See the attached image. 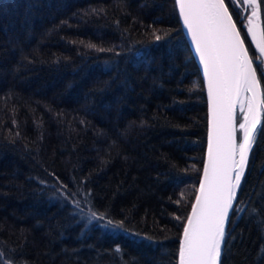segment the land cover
Segmentation results:
<instances>
[{
	"label": "trees",
	"instance_id": "obj_1",
	"mask_svg": "<svg viewBox=\"0 0 264 264\" xmlns=\"http://www.w3.org/2000/svg\"><path fill=\"white\" fill-rule=\"evenodd\" d=\"M229 10L256 67L245 14L236 0ZM259 21L261 32L264 5ZM154 29L171 39L149 43ZM257 77L264 100L259 69ZM205 138L204 87L174 0H0L4 264H176ZM253 159L238 193L246 210L264 207L247 195L264 179V149ZM53 172L73 192L90 189L93 210L127 231L74 219L54 195ZM230 217L223 264H257L256 223L247 211Z\"/></svg>",
	"mask_w": 264,
	"mask_h": 264
},
{
	"label": "snow or ice",
	"instance_id": "obj_2",
	"mask_svg": "<svg viewBox=\"0 0 264 264\" xmlns=\"http://www.w3.org/2000/svg\"><path fill=\"white\" fill-rule=\"evenodd\" d=\"M179 7L183 26L190 35L195 46V52L203 65V73L207 78L209 98L212 102L213 133L208 145V160L203 169L200 181L199 195L192 205L191 214L187 217L183 228V239L179 250V264H223L227 255L233 223L232 215H250L249 222H255L261 239L264 240V207H253L246 210L240 205L246 203L238 197L243 192L244 183L248 181V174L256 171L253 157L257 151L264 149V124H261L260 109L264 107V100H258L260 81L257 79V69L264 77V60L253 67L248 50L240 37L236 23L233 20L229 6L232 0H175ZM241 3L251 9L249 29L251 38L256 40V47L264 54V31L257 35V21L264 0H241ZM94 12L96 10H93ZM163 32V35L156 32ZM171 39V32L163 29L153 31V40L149 43H161ZM89 48L97 51H111V49L97 48L95 44H88ZM243 93H251L250 97L241 99ZM237 100L243 122L239 129L243 135L237 143L233 126V111ZM245 100L247 110L245 111ZM144 123L143 121L141 122ZM18 135V134H17ZM52 177L54 195L64 206H71L73 218H86L85 227L94 223V227L106 231L125 230L124 221L106 219L107 213L93 210L91 190L83 192L77 187L75 192L53 172ZM258 175L264 177V167ZM46 185L47 181L40 180ZM253 191L247 195L254 203L264 205V179H258L252 184ZM81 196V199H77ZM82 203L88 204L87 212ZM179 203V201H177ZM256 213V215H251ZM177 220L180 217H176ZM151 240V238H148ZM234 239V237H233ZM114 253L121 254L119 245ZM4 253L0 252V256ZM0 264H4L0 261ZM7 264H13L12 260ZM257 264H264V247L259 248Z\"/></svg>",
	"mask_w": 264,
	"mask_h": 264
},
{
	"label": "water",
	"instance_id": "obj_3",
	"mask_svg": "<svg viewBox=\"0 0 264 264\" xmlns=\"http://www.w3.org/2000/svg\"><path fill=\"white\" fill-rule=\"evenodd\" d=\"M174 3H175L177 15H178L179 23H180V26H181V30H182V32H183V34L185 36V39H186V41L188 43V46H189V49H190V51L192 53V56L194 58V61H195L196 65H197L199 73H200V77H201V80H202V83H203V87H204V94H205V101H206V138H205V150H204V156H203V163H202V169H201V172H200L199 180H198V183H197L195 196L193 198V201L191 203L190 209H189L188 214H187V217H188L191 214L192 205L195 204L196 197H197V195H199L200 181L203 178V169H204V166H205V164L207 163V160H208L209 139H210V135L213 133V111H212V102H211V100L209 98V94H208L207 78L204 76V73H203V65L199 61L198 54L195 52V46H194V43L191 40L190 35L187 33L185 27L183 26L182 17L179 14V7L176 4L175 0H174ZM237 30H238V28H237ZM240 37H241V35H240ZM241 39H242V37H241ZM244 46H245V44H244ZM245 48H246V46H245ZM248 55H249V53H248ZM249 58H250V55H249ZM257 79H258V77H257ZM246 94H247L248 97H250V95H251L250 93H243L242 96H241V99L246 97ZM257 98H258V100H262V93H261L260 85H259V89H258V97ZM261 109H260V112H259L260 120H261ZM238 111H240V101L239 100H237V103H236L234 111H233V126L236 128L235 137H236L237 143H239L241 141V138H242V135H243V133L241 131L240 136H238V131H237V112ZM242 122H243V119H242ZM230 216H231V210H230ZM187 217H186V219L184 221V224H183V227H182V231H181V234H180V238H179L178 252H177V263L176 264H179V250H180V246H181V241L183 239V228L186 225Z\"/></svg>",
	"mask_w": 264,
	"mask_h": 264
},
{
	"label": "rangeland",
	"instance_id": "obj_4",
	"mask_svg": "<svg viewBox=\"0 0 264 264\" xmlns=\"http://www.w3.org/2000/svg\"><path fill=\"white\" fill-rule=\"evenodd\" d=\"M236 2L238 3V5L241 7V9H242V12L245 14L244 16H245V19H246V25L248 26V29H249V27H250V25H249V17L251 16V9L250 8H247L245 5H243L242 3H241V0H236ZM257 23V28H256V31H257V35H258V37H259V33H260V21H259V19H258V21L256 22ZM250 33V36H251V32H249ZM252 39V38H251ZM252 41H253V44H254V46L256 47V43H257V41L256 40H253L252 39ZM256 49H257V51L259 52V54H260V58H261V60H264V54H262L261 52H260V49L258 48V47H256ZM246 97H248L247 96V94H246ZM246 108H247V101H245V111H246ZM240 123H242V119H241V117H240V115L237 117V131H238V136H240V133H241V130L239 129V124Z\"/></svg>",
	"mask_w": 264,
	"mask_h": 264
},
{
	"label": "bare ground",
	"instance_id": "obj_5",
	"mask_svg": "<svg viewBox=\"0 0 264 264\" xmlns=\"http://www.w3.org/2000/svg\"><path fill=\"white\" fill-rule=\"evenodd\" d=\"M250 94H251V93H250ZM251 95H252V94H251ZM251 95H250V96H251ZM245 101H246V100H245ZM246 110H247V108H246Z\"/></svg>",
	"mask_w": 264,
	"mask_h": 264
}]
</instances>
